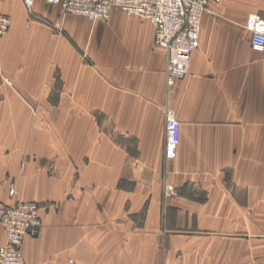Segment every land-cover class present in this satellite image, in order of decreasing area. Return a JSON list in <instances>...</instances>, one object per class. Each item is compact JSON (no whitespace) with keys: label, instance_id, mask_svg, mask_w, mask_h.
Here are the masks:
<instances>
[{"label":"crops","instance_id":"1","mask_svg":"<svg viewBox=\"0 0 264 264\" xmlns=\"http://www.w3.org/2000/svg\"><path fill=\"white\" fill-rule=\"evenodd\" d=\"M30 10L22 0H0L11 21L0 39V114H36L31 129L0 127V201L15 202L3 194L11 181L53 193L55 229L69 232L65 244L75 247L98 246L79 232L128 229L134 246L156 248L155 260L152 248L145 251L148 264H158L159 233L169 264H253L255 245L264 243L253 235L254 200H264V191L223 183L240 176L252 183L260 159L264 166V52L234 25L253 13L264 17V0L209 2L189 72L170 92L167 51L154 43L149 20L113 7L107 21H91L46 0ZM168 109L181 122L171 160L163 156ZM207 174L218 184L209 190ZM83 207L107 226L81 227ZM108 237L102 264H110L111 248L126 245Z\"/></svg>","mask_w":264,"mask_h":264},{"label":"built area","instance_id":"2","mask_svg":"<svg viewBox=\"0 0 264 264\" xmlns=\"http://www.w3.org/2000/svg\"><path fill=\"white\" fill-rule=\"evenodd\" d=\"M30 8L34 0H22ZM64 12L84 16L90 20L106 19L113 7L129 16L149 20L154 26L155 40L167 51L164 70L165 85L172 86L188 74L191 56L199 46L201 17L209 2L220 0H46ZM9 26V18L0 14V39ZM245 26L250 32V47L264 52V18L250 14ZM180 122L175 113H165L163 156L175 158L180 140ZM13 188L9 196L14 197ZM39 206L33 201L0 202V224L6 242L0 246V264H27L21 246L27 236H34L40 228Z\"/></svg>","mask_w":264,"mask_h":264},{"label":"rangeland","instance_id":"3","mask_svg":"<svg viewBox=\"0 0 264 264\" xmlns=\"http://www.w3.org/2000/svg\"><path fill=\"white\" fill-rule=\"evenodd\" d=\"M32 7V6H31ZM27 7L28 11L31 9ZM62 14H70L64 12L60 8ZM206 10V9H205ZM204 10V11H205ZM31 11V10H30ZM111 11V10H110ZM1 14V13H0ZM3 14V13H2ZM254 14V13H253ZM6 15V14H4ZM258 15V14H257ZM8 18L9 16L6 15ZM110 16V14H109ZM129 16V15H128ZM261 17L260 15H258ZM109 18V17H108ZM106 19H97L95 21L101 22V21H107ZM248 18V17H247ZM247 18L243 22H240L238 24H234L236 27V30L239 33H246L248 32L245 23ZM264 18V17H261ZM90 20V19H89ZM93 21V20H91ZM10 18H9V26L6 30L8 31L10 27ZM5 32V33H6ZM4 33V34H5ZM247 35V33H246ZM249 43H250V36L248 37ZM154 43L156 45L157 42L155 40L154 35ZM160 46V45H158ZM162 47V46H161ZM164 48V47H163ZM5 84L10 85L11 81L8 78L2 77ZM166 86V85H165ZM173 87V86H172ZM167 88V87H166ZM172 89V88H171ZM170 89V90H171ZM167 90L170 92V90L167 88ZM29 107L35 111L37 109V106H34L32 104H29ZM16 116L14 118V122L11 120V117ZM49 116V114H48ZM176 116V114H175ZM30 117V119H29ZM34 117H36V114H0V127L4 126H14L19 123L21 126H27L30 129L33 128L34 123ZM177 118V116H176ZM178 119V118H177ZM47 121H49L47 119ZM179 121V119H178ZM180 122V121H179ZM181 124V122H180ZM50 127L48 124H46V129ZM181 127V125H180ZM46 132H51L52 130H47ZM181 133V129H180ZM48 141V140H47ZM179 144V143H178ZM45 171L46 174L50 175V177H53V161L49 159L48 157H45ZM259 165H255L254 167V179L252 180V183L249 182V177H247V182L245 181V176H240L236 178L234 181H229L228 183H223V185L227 189H236V190H253V191H264V166H261L262 164L261 159L257 162ZM226 174L230 173V170L226 169ZM228 176H226L225 179H227ZM220 184V183H219ZM218 185L216 182V176L207 174V190L212 189V187ZM221 186V184H220ZM10 188H13L15 191L14 199L15 201H33L38 204V214L40 219V228L38 230V233L32 237H29L27 240H25V244L21 246V251L23 253V257L25 259V262L27 264H102L103 262L101 259L106 255L105 252L102 251V248L100 247V243L103 242V238L107 237L113 239L115 238L117 241L118 236L122 241H125L126 245L123 248H111V257H110V264H140L139 263V251L141 249V264H148L147 256L148 254H144L147 248L153 252L152 260H155L156 258V248L155 247H147V246H134L132 239L134 237V231L130 230H121L120 232L115 231H107V230H89L88 231H82L79 232L82 235L88 233V237L94 239L95 244L98 246L95 247H75L71 246L69 243L65 244L66 238H69V232H64L65 230L59 231L55 229V223H54V211L59 209V206L57 207V203L59 205V201H56L54 199V194L50 193L49 196L39 192L38 190H27L22 188V184L20 182L14 183L13 181L7 182V185L5 187V192L3 194L6 196L7 192L9 194ZM221 189V188H220ZM170 189L167 186H164L163 188V199L165 200L166 197L170 194ZM18 196V197H17ZM3 202V201H0ZM6 203V202H3ZM10 203V202H8ZM12 203V202H11ZM14 203V202H13ZM74 211H77V208H74ZM87 211L83 207L80 209L79 215L84 214L85 216H80L76 220L81 227H87V228H93V229H101L102 226H107L105 221V216L102 215H92L90 213L85 214ZM110 218L114 222H127L123 216H110ZM139 218H143L144 216L141 215ZM109 222V221H108ZM106 223V224H105ZM127 224V223H126ZM77 224H75L76 226ZM112 225V224H111ZM110 225V226H111ZM78 226V225H77ZM1 227V226H0ZM2 228V227H1ZM3 230V228H2ZM4 231V230H3ZM253 235L255 239H259L264 241V200L258 199L254 200V215H253ZM149 233V232H143V234ZM5 234V233H4ZM142 237V235H141ZM159 245L157 248V261L158 264H169V257H168V242L164 237H162L161 233H159ZM107 239V238H105ZM47 240L46 244L43 245V241ZM54 241L60 242V244L57 245H64V247H56L54 246ZM115 241V242H116ZM6 242V237L2 243H0V246L4 245ZM51 242V246H49V243ZM63 243V244H61ZM28 247V253L25 254L24 248ZM88 251V252H87ZM118 254L120 258V262H118ZM255 254L257 257H255L253 264H264V243L260 245H255ZM141 260V259H140Z\"/></svg>","mask_w":264,"mask_h":264},{"label":"bare ground","instance_id":"4","mask_svg":"<svg viewBox=\"0 0 264 264\" xmlns=\"http://www.w3.org/2000/svg\"><path fill=\"white\" fill-rule=\"evenodd\" d=\"M0 225H1V224H0ZM1 227H2V226H1ZM2 228H3V227H2ZM3 230H4V229H3ZM4 233H5V231H4ZM5 237H6V235H5ZM27 237H32V236H27ZM27 237H26V238H27ZM24 240H25V239H24ZM23 242H24V241H23ZM22 244H23V243H22ZM22 254H23V253H22Z\"/></svg>","mask_w":264,"mask_h":264}]
</instances>
